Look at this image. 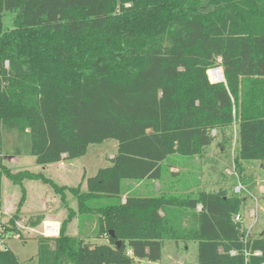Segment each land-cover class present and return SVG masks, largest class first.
Listing matches in <instances>:
<instances>
[{
  "label": "trees",
  "instance_id": "trees-1",
  "mask_svg": "<svg viewBox=\"0 0 264 264\" xmlns=\"http://www.w3.org/2000/svg\"><path fill=\"white\" fill-rule=\"evenodd\" d=\"M215 66L225 81H211ZM236 118L240 177L242 161L264 165V0H0V126L28 129L41 165L118 142L84 191L69 188L77 204L65 202L53 238L25 236L18 212L1 219L2 177L47 181L62 201L66 187L0 165V264H20L7 235L35 239L38 264L158 262L167 241L197 243L198 264H264V236L246 241L235 221L245 198L227 189L122 197L124 181L160 179L172 155H203ZM77 216H96L94 237L108 241L71 234ZM25 221L38 228L46 216Z\"/></svg>",
  "mask_w": 264,
  "mask_h": 264
},
{
  "label": "rangeland",
  "instance_id": "rangeland-1",
  "mask_svg": "<svg viewBox=\"0 0 264 264\" xmlns=\"http://www.w3.org/2000/svg\"><path fill=\"white\" fill-rule=\"evenodd\" d=\"M15 15L14 12L5 14L8 19V22H4L5 27L12 26L11 18ZM216 68L223 70L221 66H215L209 70V77L214 82L217 81L214 71ZM238 128L239 120L236 118L227 134L217 136L218 138L213 142L212 147L207 149L206 154L201 155L211 161L209 164L204 162L205 165L207 164L205 167L207 169L204 170L205 176H199L200 170H195V175L187 177L184 173L186 171L184 164L187 162V168L189 166L195 168L196 163L188 161L192 158L172 155L164 164V171L160 179H146L138 182L124 181L123 199L126 200L129 195L149 197L161 195L194 196L201 190L200 188L207 191H217L220 187L225 188L230 195L246 198L241 211L242 223H240L246 229V241L264 235V167H261L263 164L260 161H242L244 171L240 175L241 178L239 177V168L234 163V157L239 149ZM216 133L217 131L214 132V134ZM30 143L31 137L28 129L20 131L0 126V165L10 169L13 173L43 175L61 188L65 186V200L62 201L60 194L56 193L47 181L26 177L22 179L20 184H16L4 175L2 177L1 201L5 212L13 209L12 205H18L25 196L22 204L24 209L31 213H39L41 211L39 209L46 205L48 208L45 211L46 222H58L61 228V222L69 215L68 206L75 209L77 204L76 198L69 188L79 187L84 191L86 179L95 175L98 169L111 164V158L118 150V142L107 140L102 144H92L86 155L76 158L72 162L64 160L62 164L59 162L47 165L36 162L35 156L30 153ZM175 165H180L182 168L179 171H171ZM228 170H231L233 174L229 173ZM238 185L244 187L239 193L236 190ZM172 189H177L178 192L176 193ZM13 212L14 210H11L10 216L13 215ZM10 216L7 213L3 219L6 220V217L9 218ZM23 222L26 223L25 220ZM44 222L37 228L38 230H44ZM70 231L72 234V230ZM28 232L30 230L25 232L27 237L36 235ZM103 237L107 239V235H103ZM6 240L9 248L17 254L20 264H38V247L35 239L30 238L24 242L17 237L7 235ZM166 244L162 264H173L171 259H174L176 263L182 261V264H198L197 243L193 241L178 243L183 250L182 253L178 254L173 252L172 247L168 245L170 243ZM140 262L141 264H154L139 259H136L132 264H140Z\"/></svg>",
  "mask_w": 264,
  "mask_h": 264
},
{
  "label": "crops",
  "instance_id": "crops-1",
  "mask_svg": "<svg viewBox=\"0 0 264 264\" xmlns=\"http://www.w3.org/2000/svg\"><path fill=\"white\" fill-rule=\"evenodd\" d=\"M212 145H213V143L204 150V154H206L207 149H209L210 147H212ZM188 161L189 162L196 163V167L193 168V167L189 166L187 168L188 163L186 162L184 164V169H186V171L184 173H185V175L187 177L195 175L194 174L195 173V170H200L199 176H205L206 173H204V170L207 169L205 167L207 166V164H209L211 162L208 158H205L203 156H201V157H197L196 156V157H194L192 159H189ZM70 162H72V160H70ZM204 162H206L207 164L205 165ZM62 163H63V161L60 162L59 164H62ZM261 167L263 168L264 166L262 165ZM180 168H182L180 165H175L174 168H171V171H179ZM200 189L202 190V188H200ZM220 189H221V187H220ZM223 189H225V188H223ZM172 191H174L176 193L178 192L177 189H172ZM123 200H125V199H123ZM12 208L13 209H11V210H14L13 215L16 212H18L20 214L21 218H22V219H19L18 221H22V220L24 221L25 218H26V216L29 217L31 215H36V214H45L46 213L45 211L48 209V208H46V205H45V206H43V207H41L39 209V210H41L39 213H31L30 211L24 209L23 205L19 208V210H18V205H16V204L12 205ZM11 210L5 212V209H4V206H3V203H2L1 219H3L4 215H6L7 213H9V216H10ZM13 215L11 214V216L9 218L13 217ZM6 219H8V217H6ZM96 228H97V217L96 216L90 217V218H85V219H82L81 217L77 216V217L74 218L70 230H72V234L75 235V236L91 237L92 239H90V240L93 243L100 244L101 242H104V243L107 242L108 240L106 238H104V237H100V238H95L94 237L95 236V230H96ZM262 236H264V235H262ZM14 237H16V236H14ZM3 242H4L3 245L8 246L6 237L3 239ZM166 243H170L168 245H170V247H172L173 252L175 254H178V253H182L183 252L182 246L181 245L179 246L178 243H175L173 241H169V242H166ZM166 243H165V246L164 247H166V245H167ZM179 243H181V242H179ZM37 247H38V243H37ZM186 248H188V247H186ZM37 253H38V249H37ZM181 257H182V255H181ZM139 260L142 261L141 259H139ZM145 261H148V260H145ZM171 261L173 262V264H182V261L181 260H180L181 262H178V263H176V261H174V259H171ZM148 262H151V263H154V264H158L159 262L161 263L162 260L161 261H158V262H152V261H148ZM140 264H141V262H140Z\"/></svg>",
  "mask_w": 264,
  "mask_h": 264
},
{
  "label": "built area",
  "instance_id": "built-area-1",
  "mask_svg": "<svg viewBox=\"0 0 264 264\" xmlns=\"http://www.w3.org/2000/svg\"><path fill=\"white\" fill-rule=\"evenodd\" d=\"M215 82H219V80H217ZM229 173L233 174L231 170H229ZM242 189H244V187H242L241 185H238L237 188H236L238 193ZM235 221L242 222L241 215H237L235 217ZM16 223H17V226L23 231L24 234H25L26 230H30V232H28L30 234H38V235H42V236L49 237V238L58 237L59 234H60V225H59L58 222H46L45 221L44 222L45 224H44V230L43 231H42V229L40 231L37 228H32V227L28 226L23 221H17ZM48 223H50V224H48ZM1 244L2 245L4 244L3 240L1 241ZM253 254L259 256V255L262 254V251L261 250H256ZM247 255H248V253H247Z\"/></svg>",
  "mask_w": 264,
  "mask_h": 264
},
{
  "label": "water",
  "instance_id": "water-1",
  "mask_svg": "<svg viewBox=\"0 0 264 264\" xmlns=\"http://www.w3.org/2000/svg\"><path fill=\"white\" fill-rule=\"evenodd\" d=\"M223 73H224V72H223ZM222 81H225V76H224V78H223L222 80H220L219 82H222ZM110 233L112 234L113 237H115V234H114L113 231H111Z\"/></svg>",
  "mask_w": 264,
  "mask_h": 264
},
{
  "label": "bare ground",
  "instance_id": "bare-ground-1",
  "mask_svg": "<svg viewBox=\"0 0 264 264\" xmlns=\"http://www.w3.org/2000/svg\"><path fill=\"white\" fill-rule=\"evenodd\" d=\"M223 71V70H222ZM224 74V73H223ZM220 81V80H219Z\"/></svg>",
  "mask_w": 264,
  "mask_h": 264
}]
</instances>
